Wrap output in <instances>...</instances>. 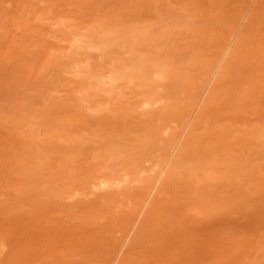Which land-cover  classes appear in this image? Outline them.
Segmentation results:
<instances>
[{"label":"rangeland","instance_id":"374dc122","mask_svg":"<svg viewBox=\"0 0 264 264\" xmlns=\"http://www.w3.org/2000/svg\"><path fill=\"white\" fill-rule=\"evenodd\" d=\"M74 42L139 61L158 103L79 91ZM139 124L173 154L99 187L95 137ZM0 264H264V0H0Z\"/></svg>","mask_w":264,"mask_h":264},{"label":"bare ground","instance_id":"6f19581e","mask_svg":"<svg viewBox=\"0 0 264 264\" xmlns=\"http://www.w3.org/2000/svg\"><path fill=\"white\" fill-rule=\"evenodd\" d=\"M103 43L104 41L102 39L99 40L93 37H89L84 44H77V42H74L76 46L71 61L65 64V67H74L80 73L81 79L78 84L79 91H87L91 87L90 83H87V81L96 78L99 82L101 81L102 84L107 83L109 85V95L116 97L123 94V91L124 93L127 92L125 84H131L132 80L140 78L145 81L142 84L143 88L131 87L135 92V97L142 95L140 99L134 101V104L141 107L157 104L160 97L155 90L149 87V79L143 73V67L140 65V62H130L128 60L132 56L126 57L125 59H127V61L124 63H118L113 57L103 58L95 62H84L79 58L82 52V44V47L101 50ZM101 55L102 53L98 54L100 57ZM103 66L107 68L103 70ZM149 67L151 75L159 77L164 76V70L166 68L165 62L151 61L148 65V68ZM120 80L123 81L121 82ZM117 87H120L123 91L116 90ZM146 121H149L148 116L144 117V122ZM164 131L165 130H163L164 136L154 144L153 148H151V140L154 133L149 126L144 124H139V127L136 128L135 133L132 135L128 134L119 138L114 134H110L107 137L96 136L95 141H97L98 144H93L89 147L90 157L93 159L92 174L91 171L89 173L91 174V180H95L94 183L99 187H109L119 183L117 180L119 177L118 175L124 177L123 180H128L130 178L146 179L145 174L148 170L141 166L143 160L147 158L148 160H150L149 158L153 159L152 166L154 168L155 166L165 163L174 152L173 148L176 142V133L173 131L167 135ZM189 139L190 137L185 142V147L187 149L191 148V141ZM72 144V150L74 152H77L80 150V147L84 146L79 135L75 136ZM185 153V150L184 152H180L179 156L172 162L170 166L171 172L181 168L182 158Z\"/></svg>","mask_w":264,"mask_h":264}]
</instances>
